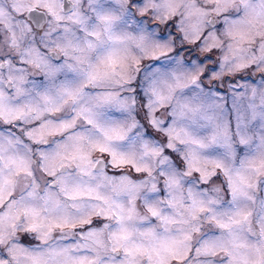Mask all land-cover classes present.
<instances>
[{"label": "snow or ice", "instance_id": "6c2138e0", "mask_svg": "<svg viewBox=\"0 0 264 264\" xmlns=\"http://www.w3.org/2000/svg\"><path fill=\"white\" fill-rule=\"evenodd\" d=\"M0 264H264V0H0Z\"/></svg>", "mask_w": 264, "mask_h": 264}]
</instances>
